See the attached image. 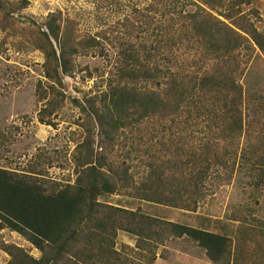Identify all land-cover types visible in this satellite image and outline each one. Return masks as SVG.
Returning <instances> with one entry per match:
<instances>
[{
	"label": "trees",
	"instance_id": "trees-1",
	"mask_svg": "<svg viewBox=\"0 0 264 264\" xmlns=\"http://www.w3.org/2000/svg\"><path fill=\"white\" fill-rule=\"evenodd\" d=\"M257 1L153 0L135 8L108 35L83 38L60 12L50 13L42 27L32 22L34 46L44 55L43 74L50 83V99L40 115L49 118L67 102L80 109L89 126L73 155V184L51 183L32 169L0 168V230L17 233L41 254L36 259L2 243L5 264H154L159 247L173 239L192 242L212 264H240L226 235L101 199L124 193L195 213L207 195L212 169H227L229 155H234L230 166L238 163L257 173V185L264 188V137L257 143L248 136L238 159L228 148L239 144L244 117H252L255 101L260 108L255 113L264 112V93L253 99L251 88L246 95L240 83L243 64H253L255 48L264 59V33L243 15ZM27 4L0 0L1 24L14 20L10 15ZM107 44L116 56L104 90L80 100L55 89L72 77L78 57H105ZM192 119L205 124L212 139L191 145ZM40 122L51 126L50 120ZM132 160L141 162V176L131 172ZM120 233L134 240L133 248H117Z\"/></svg>",
	"mask_w": 264,
	"mask_h": 264
},
{
	"label": "rangeland",
	"instance_id": "rangeland-1",
	"mask_svg": "<svg viewBox=\"0 0 264 264\" xmlns=\"http://www.w3.org/2000/svg\"><path fill=\"white\" fill-rule=\"evenodd\" d=\"M9 1L14 4L20 2ZM27 1L25 8L10 15L14 20L9 18L8 22L1 24L3 16L0 14V168L16 172H29L32 169L35 173L42 172L45 180L51 183L73 184L76 179L73 155L83 142L86 135L84 128L89 123L80 109L67 102L49 118L40 115L50 99V83L43 74L44 55L34 46L37 27L32 22L42 27L50 13L60 12L63 20L71 21L77 29L78 38L99 32L108 35L110 28L122 22L135 8L144 9L153 0ZM243 15H247L249 22L264 33V0L245 7ZM105 49V57H78L74 61L76 66L72 77H65L62 86L57 85L55 89L66 97L80 100L104 90V80H107L116 56L109 44ZM247 52L250 53L251 49ZM253 59L252 65V61L243 64L240 83L246 95L251 88L253 99H257L264 93V59L257 48ZM195 69V64L191 63L189 70ZM258 109L255 101L249 109L252 117H244L239 144L234 142L228 147L237 154V159L242 145L247 144L248 136L255 137L256 142L264 137V112L261 111L260 116L255 113ZM41 119L50 120L51 126L42 124ZM191 124L187 135L192 140L191 145L212 139L204 128L205 124H194L193 119ZM94 143L95 152L100 151L97 133ZM226 158L229 162L227 169L220 165L212 169L205 183L207 195L195 213L140 202L124 193L101 200L120 208H139L150 216L226 235L233 241V254L241 260L240 264H264V188L257 185V173H250L248 168L238 163L234 168L230 166L234 155ZM129 164L133 166L131 172L141 176V162L132 160ZM2 243L22 248L36 259L41 256L25 238L6 229L0 230ZM134 244L131 237L119 234L118 249L122 245L133 248ZM132 257L137 258L133 254ZM189 257L202 261V264L209 263L203 250L195 244L184 239H173L159 247L154 264H188ZM7 260L8 256L0 249V264H5ZM141 262L144 264V261Z\"/></svg>",
	"mask_w": 264,
	"mask_h": 264
},
{
	"label": "crops",
	"instance_id": "crops-1",
	"mask_svg": "<svg viewBox=\"0 0 264 264\" xmlns=\"http://www.w3.org/2000/svg\"><path fill=\"white\" fill-rule=\"evenodd\" d=\"M157 262V261H156ZM208 264H212L210 261H208ZM188 264H202V261L200 260H192L190 257L188 258Z\"/></svg>",
	"mask_w": 264,
	"mask_h": 264
}]
</instances>
